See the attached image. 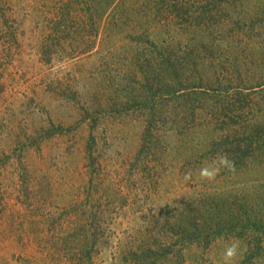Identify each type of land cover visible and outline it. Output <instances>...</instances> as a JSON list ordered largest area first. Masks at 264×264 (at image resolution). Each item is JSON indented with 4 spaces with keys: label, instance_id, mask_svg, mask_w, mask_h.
<instances>
[{
    "label": "rangeland",
    "instance_id": "obj_1",
    "mask_svg": "<svg viewBox=\"0 0 264 264\" xmlns=\"http://www.w3.org/2000/svg\"><path fill=\"white\" fill-rule=\"evenodd\" d=\"M233 239L264 264V0H0V264H223Z\"/></svg>",
    "mask_w": 264,
    "mask_h": 264
},
{
    "label": "clouds",
    "instance_id": "obj_2",
    "mask_svg": "<svg viewBox=\"0 0 264 264\" xmlns=\"http://www.w3.org/2000/svg\"><path fill=\"white\" fill-rule=\"evenodd\" d=\"M221 170L228 172H235V163L231 160L228 154H217L209 162L204 163L198 169V178L201 181L212 182L220 174ZM192 178V173L188 172L184 176L185 182ZM240 253L239 241L233 239L230 241L223 250V264H234L236 258Z\"/></svg>",
    "mask_w": 264,
    "mask_h": 264
}]
</instances>
